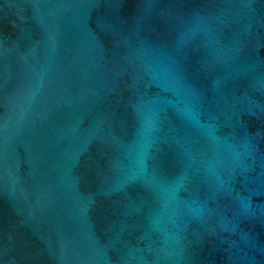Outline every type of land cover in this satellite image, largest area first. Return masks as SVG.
<instances>
[{"label": "water", "instance_id": "95a60500", "mask_svg": "<svg viewBox=\"0 0 264 264\" xmlns=\"http://www.w3.org/2000/svg\"><path fill=\"white\" fill-rule=\"evenodd\" d=\"M0 264H264V0H0Z\"/></svg>", "mask_w": 264, "mask_h": 264}]
</instances>
